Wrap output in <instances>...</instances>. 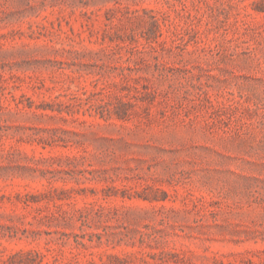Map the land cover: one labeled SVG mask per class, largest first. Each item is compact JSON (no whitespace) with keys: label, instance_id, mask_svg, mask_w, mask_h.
<instances>
[{"label":"rangeland","instance_id":"374dc122","mask_svg":"<svg viewBox=\"0 0 264 264\" xmlns=\"http://www.w3.org/2000/svg\"><path fill=\"white\" fill-rule=\"evenodd\" d=\"M0 264H264V0H0Z\"/></svg>","mask_w":264,"mask_h":264}]
</instances>
